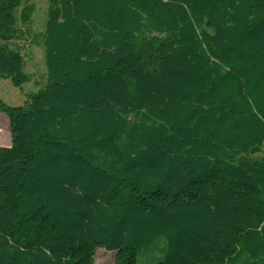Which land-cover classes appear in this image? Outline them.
<instances>
[{
  "label": "trees",
  "instance_id": "obj_1",
  "mask_svg": "<svg viewBox=\"0 0 264 264\" xmlns=\"http://www.w3.org/2000/svg\"><path fill=\"white\" fill-rule=\"evenodd\" d=\"M47 2L46 81L0 99V264H138L151 245V264H264V0ZM18 9L0 0L15 87Z\"/></svg>",
  "mask_w": 264,
  "mask_h": 264
},
{
  "label": "rangeland",
  "instance_id": "obj_2",
  "mask_svg": "<svg viewBox=\"0 0 264 264\" xmlns=\"http://www.w3.org/2000/svg\"><path fill=\"white\" fill-rule=\"evenodd\" d=\"M22 5L33 4L34 10L30 20L21 24L18 21L20 9L17 10L16 37L11 40L12 47L18 49L25 62V71L29 81L20 87H15L7 78L0 77V99L13 106L22 105L25 94L35 91L46 81V68L44 63L42 32L46 20L47 0H21ZM10 142L9 119L0 111V146H7ZM156 243L153 244L155 246ZM160 257V253L152 249V245L141 249L137 254L138 264H151ZM114 253L97 247L94 264H113Z\"/></svg>",
  "mask_w": 264,
  "mask_h": 264
}]
</instances>
